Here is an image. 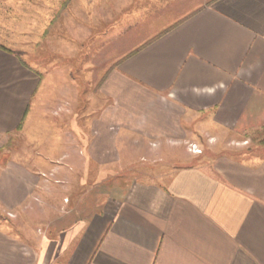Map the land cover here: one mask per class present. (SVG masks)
Returning <instances> with one entry per match:
<instances>
[{"label":"crops","instance_id":"crops-1","mask_svg":"<svg viewBox=\"0 0 264 264\" xmlns=\"http://www.w3.org/2000/svg\"><path fill=\"white\" fill-rule=\"evenodd\" d=\"M165 1L95 91L0 23V264H264V0Z\"/></svg>","mask_w":264,"mask_h":264},{"label":"rangeland","instance_id":"rangeland-1","mask_svg":"<svg viewBox=\"0 0 264 264\" xmlns=\"http://www.w3.org/2000/svg\"><path fill=\"white\" fill-rule=\"evenodd\" d=\"M191 1L194 0H188ZM166 4L165 0H0V23L12 25L16 33L28 32L13 33L12 43L15 46L24 37L29 38L28 61L35 72L38 61L44 65L38 67L41 70H51L54 62L67 71L71 67L72 73L76 72L78 88L85 85L88 76L95 91L106 71L142 36L134 31L144 27L150 16L163 14ZM145 34L153 36L154 31ZM94 165L100 169V163ZM113 167L115 163H108V168ZM52 174H44L50 176L51 184ZM76 180L78 184L82 182V186L77 185L81 191L91 187L120 191V181L124 179L110 174L108 178L89 177L85 183L81 178ZM99 198H103L101 194ZM5 218L18 232L28 221L38 220L36 211L14 210L11 214L0 207V221Z\"/></svg>","mask_w":264,"mask_h":264},{"label":"built area","instance_id":"built-area-1","mask_svg":"<svg viewBox=\"0 0 264 264\" xmlns=\"http://www.w3.org/2000/svg\"><path fill=\"white\" fill-rule=\"evenodd\" d=\"M190 151L194 152V153H201L202 149L197 147L196 145H191L189 146Z\"/></svg>","mask_w":264,"mask_h":264},{"label":"trees","instance_id":"trees-1","mask_svg":"<svg viewBox=\"0 0 264 264\" xmlns=\"http://www.w3.org/2000/svg\"><path fill=\"white\" fill-rule=\"evenodd\" d=\"M0 47L7 49L6 47H4L3 45L0 44ZM21 128V127H20ZM260 142L264 144V131L262 132L261 138H260Z\"/></svg>","mask_w":264,"mask_h":264}]
</instances>
